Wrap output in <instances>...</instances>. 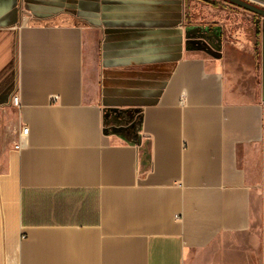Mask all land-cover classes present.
Instances as JSON below:
<instances>
[{"label": "crops", "instance_id": "obj_1", "mask_svg": "<svg viewBox=\"0 0 264 264\" xmlns=\"http://www.w3.org/2000/svg\"><path fill=\"white\" fill-rule=\"evenodd\" d=\"M195 4L0 0V264H264L254 45Z\"/></svg>", "mask_w": 264, "mask_h": 264}, {"label": "rangeland", "instance_id": "obj_2", "mask_svg": "<svg viewBox=\"0 0 264 264\" xmlns=\"http://www.w3.org/2000/svg\"><path fill=\"white\" fill-rule=\"evenodd\" d=\"M187 12L189 15H192L193 20L198 21L197 25H207V30H209V28L213 29L215 26L220 25V23H224L228 28L227 30L230 31V37L234 38V40H237V36H241L244 44L248 46L254 45V53L256 56L255 70L259 75L260 80L258 86L261 88L262 36L260 33H255L253 24L255 19L260 23L264 22V20L250 12L222 2L218 3L216 10L199 3L197 5L195 4L194 7H190L189 5ZM14 117V109L7 111L0 110V128L2 129L3 127L8 130ZM2 132L3 131H1V133Z\"/></svg>", "mask_w": 264, "mask_h": 264}, {"label": "water", "instance_id": "obj_3", "mask_svg": "<svg viewBox=\"0 0 264 264\" xmlns=\"http://www.w3.org/2000/svg\"><path fill=\"white\" fill-rule=\"evenodd\" d=\"M199 4L209 6L211 9L216 10V7L218 6V3H225L229 4L235 7H238L240 9H243L247 12H250L251 14L257 16L258 18H261L264 20V9L254 6L253 4L245 1V0H195ZM264 22H259L257 19H255L253 28L256 34L260 33L262 36V79H261V89L262 93L264 95Z\"/></svg>", "mask_w": 264, "mask_h": 264}, {"label": "built area", "instance_id": "obj_4", "mask_svg": "<svg viewBox=\"0 0 264 264\" xmlns=\"http://www.w3.org/2000/svg\"><path fill=\"white\" fill-rule=\"evenodd\" d=\"M17 101H18L17 96H13V98H12L13 104H17ZM27 131H28L27 127H22L21 134H26ZM20 146H21V141L19 140L18 143L15 145V148H20Z\"/></svg>", "mask_w": 264, "mask_h": 264}, {"label": "flooded vegetation", "instance_id": "obj_5", "mask_svg": "<svg viewBox=\"0 0 264 264\" xmlns=\"http://www.w3.org/2000/svg\"><path fill=\"white\" fill-rule=\"evenodd\" d=\"M261 76H262V70H261Z\"/></svg>", "mask_w": 264, "mask_h": 264}]
</instances>
